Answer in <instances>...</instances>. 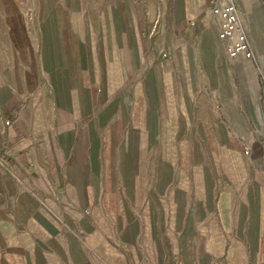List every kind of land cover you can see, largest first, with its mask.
Masks as SVG:
<instances>
[{"label": "crops", "instance_id": "1", "mask_svg": "<svg viewBox=\"0 0 264 264\" xmlns=\"http://www.w3.org/2000/svg\"><path fill=\"white\" fill-rule=\"evenodd\" d=\"M133 2L0 0V264H264L261 159L216 118L248 107L198 91L194 51L222 100L250 62L224 61L207 0H173L180 42L144 62Z\"/></svg>", "mask_w": 264, "mask_h": 264}, {"label": "rangeland", "instance_id": "2", "mask_svg": "<svg viewBox=\"0 0 264 264\" xmlns=\"http://www.w3.org/2000/svg\"><path fill=\"white\" fill-rule=\"evenodd\" d=\"M212 1L210 0L209 5V0H207V4L203 10L204 13L207 12L211 15V25L214 24L219 29V23L211 12ZM231 1L239 13L240 22L246 32L255 56V61L245 59V61L250 62L247 76L249 75L253 78V89L250 90L248 88L249 79L245 75L240 76L236 73V68L234 69L226 64L227 76L225 81L227 85L225 84V86L227 87L229 85L228 97L222 100L218 95V91L219 87L223 86V84L218 79L217 69L211 66V63H214V61L212 60L210 63V58L207 57L206 59H209L210 67L204 68L200 62H197L199 61V53L194 51V59L196 62L195 75L198 78L197 89L200 93L213 97L215 100L214 106L218 110L226 108L232 111L242 106L248 107L246 114L231 116L218 115L216 118L230 129L229 134L231 139L239 144L238 149L243 157L246 159H250L251 157L258 159L260 157L261 162L249 163L248 166L250 169L261 174L262 179L259 181L264 189V26L263 30H259L258 36L255 37L252 34V30H250V27L253 28V22L245 9V3L247 2L246 6L249 7V1L251 0ZM252 1L259 4L264 20V0ZM228 3L229 0H225V4ZM129 4L137 15L136 21H138L139 26L138 36L140 38V49L144 62L149 60L152 62L153 60L156 62L167 60L173 45L180 42L178 40L182 35L183 28H185L184 23L174 20L175 5L173 0H134L133 3ZM22 7L25 11H41L40 5L38 6L36 2L33 5L23 4ZM234 42L235 37H232L228 43L223 41L226 47L227 45H232ZM224 58V61L227 63L228 61L225 55ZM243 65H241L242 69L244 68L246 70V65ZM142 66L139 69L136 68L135 72V79H139L140 83L144 71L141 69ZM201 78L205 79V81L207 80L206 78H209L210 81L209 83L206 81L204 84L201 83ZM216 151L219 154V151Z\"/></svg>", "mask_w": 264, "mask_h": 264}, {"label": "built area", "instance_id": "3", "mask_svg": "<svg viewBox=\"0 0 264 264\" xmlns=\"http://www.w3.org/2000/svg\"><path fill=\"white\" fill-rule=\"evenodd\" d=\"M211 12L214 16H219V38L221 41L229 42L235 37L232 45H227L225 55L230 63H236L240 56L249 61H255L250 42L246 32L236 15V8L232 1L225 4V0H213L211 2ZM6 126L10 125V120L5 122Z\"/></svg>", "mask_w": 264, "mask_h": 264}]
</instances>
